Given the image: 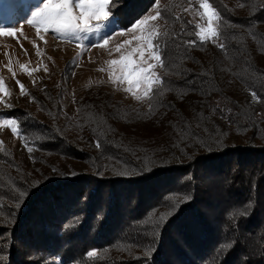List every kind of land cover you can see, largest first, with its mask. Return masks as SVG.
<instances>
[{"label": "trees", "instance_id": "obj_1", "mask_svg": "<svg viewBox=\"0 0 264 264\" xmlns=\"http://www.w3.org/2000/svg\"><path fill=\"white\" fill-rule=\"evenodd\" d=\"M208 2L220 35L204 43L187 0L109 8L124 27L159 9L168 67L155 110L89 89L68 118L61 94L30 93L47 121L19 111V128L42 157L26 177L0 166L3 264H41L22 260L17 240L74 264H264V0ZM10 157L0 152L9 168ZM54 158L82 174L52 175Z\"/></svg>", "mask_w": 264, "mask_h": 264}, {"label": "rangeland", "instance_id": "obj_2", "mask_svg": "<svg viewBox=\"0 0 264 264\" xmlns=\"http://www.w3.org/2000/svg\"><path fill=\"white\" fill-rule=\"evenodd\" d=\"M187 1L190 3L188 8L192 10L185 11L184 14L196 25L197 31L201 27L206 28V21L200 15L204 12V9L200 8V0ZM44 2L45 0H0V28L16 30L12 36L0 35V81H2L0 83V141L3 142L0 144V152L7 150L11 155L8 161L10 168L4 165V161H0V166L7 169L8 173L20 177H26L33 174V171L39 170L38 158L42 157V154L39 152L37 140L34 137L25 138L20 132L22 119H18V112L34 111L38 119L47 121V117L36 113V106L30 93L34 89H53L54 92L61 94L62 114L68 118L75 116V101L89 89H103L130 105L144 104L147 99L138 101L132 93L125 91L129 87L126 80L123 82L117 80V77L123 76L121 65H110L109 62L119 60L122 54H126L138 45L142 47L147 57L149 53L147 44L143 39L138 40L137 37L142 38L149 30L153 33L160 32L161 27L157 9H151L127 27L123 26L121 19L110 16L109 19L112 22L107 28L99 34L80 33L81 37L86 36V39L80 41L74 37H58L51 29L45 32L43 26H40L38 35L37 28L30 25L28 21L33 19V13L43 7ZM73 10L76 14L80 11L75 8ZM105 10L109 11V8ZM153 16H157L154 21L151 20ZM145 17H149L145 24L139 26L136 31H128L136 25L137 21ZM91 23L94 25L97 21ZM113 29L116 31L113 32ZM121 30L123 34H120ZM105 33H108L107 45H103L101 38ZM125 41H131V43L125 45L120 52L115 51L116 47L124 44ZM34 44L38 45V49L34 47ZM38 50L39 55H37ZM133 59L139 61L138 52L133 54ZM149 63H155V61L150 59ZM21 65H24L27 70L22 69ZM159 70L160 67L155 68L157 74ZM17 80L25 86L23 95ZM236 87V98L239 99L244 89L238 84ZM132 88L133 92L141 94L143 92L142 87L137 88L133 85ZM13 118L18 122L19 135L13 133L11 126L2 124L3 119ZM29 148L32 150L29 151ZM51 164L52 170L47 169V172L53 173L54 176L83 172L82 167L72 162L64 163L58 158H54ZM57 170L60 172L58 173ZM3 209L4 206L0 203V213ZM0 218L4 217L0 216ZM0 240V263L3 264L4 261H8L10 242L8 243V239ZM13 246L23 252L22 260L25 262L74 264L63 261L55 255H41L37 249L29 248L18 240L13 243ZM64 248L63 246L62 249Z\"/></svg>", "mask_w": 264, "mask_h": 264}, {"label": "snow or ice", "instance_id": "obj_3", "mask_svg": "<svg viewBox=\"0 0 264 264\" xmlns=\"http://www.w3.org/2000/svg\"><path fill=\"white\" fill-rule=\"evenodd\" d=\"M119 4V0H45L43 7L38 8L33 13V19L29 20L28 23L37 28V33L39 35L40 26L44 27L45 32L51 31L58 35V37H74L77 41L86 39L81 37L80 33H93L99 34L105 28L111 24L110 16L114 14L110 11H106L107 8H115ZM79 9V13L76 14L73 9ZM200 8L204 9L203 13H200L201 18L206 21L207 27H201L197 31V39L201 42H208L209 40H216L220 35V16L215 8L208 2V0H200ZM191 8L185 9V11H191ZM157 15L160 16L159 9H157ZM149 17L137 21L128 31H136V29L145 24ZM157 16L151 17V20H156ZM179 19V17H177ZM92 21H97L94 25ZM107 22V24L105 23ZM15 29H3L0 28V35L7 34L12 36L15 34ZM113 32L116 30L113 29ZM120 34H123L121 30ZM163 34L156 32L153 33L151 30L147 35L137 37L138 40L143 39L144 43L147 44L149 49L148 56H145V51L140 45L131 49V51L126 54H122L119 60H111L110 65H121V71L123 72L122 77H117V80L123 82L127 81L129 85L125 89L126 92L132 93L134 98L138 101L147 99L150 104V111L155 110V107L151 105V101L156 99V97L163 91V77L155 72L156 67L167 68V58L164 57V52L166 49L159 47L158 41ZM108 33H105L103 39V45L108 44V39L106 38ZM42 38V37H41ZM47 41H45L46 43ZM131 41H125L124 44L118 45L115 51L120 52L125 45L130 44ZM193 42H188V46H192ZM103 45H100L101 47ZM34 47L38 49V45L34 44ZM223 48V45H220ZM26 51V50H25ZM139 53V61L133 59L134 53ZM39 50L37 55H39ZM7 55V53H6ZM153 59L155 63H149V60ZM126 61V62H125ZM134 65H136L134 67ZM146 65V67L144 66ZM22 69H25L24 65H21ZM167 72L165 73V75ZM14 75V74H13ZM111 79V76H110ZM2 83V81H0ZM35 83V82H34ZM17 84L21 89V94H25V86L17 80ZM135 85L137 88L143 89L142 94L140 92H133L132 86ZM253 98L257 99L256 94L252 93ZM3 125L11 126L14 134L19 135L17 131L18 122L16 119H3ZM3 142L0 141V144ZM96 146L100 147V142H96ZM32 149L29 148V151ZM34 187H39V182H36ZM29 193L27 191L20 192L17 198L18 202L22 199H26ZM187 202V198L185 201ZM169 215V214H165ZM164 219V217H161ZM97 253L95 250L88 253L89 257H95Z\"/></svg>", "mask_w": 264, "mask_h": 264}]
</instances>
